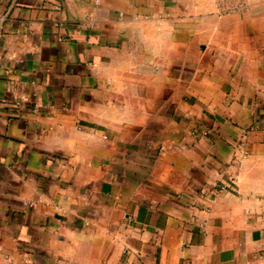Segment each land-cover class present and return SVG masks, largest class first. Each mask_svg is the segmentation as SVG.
Masks as SVG:
<instances>
[{"label": "crops", "instance_id": "obj_1", "mask_svg": "<svg viewBox=\"0 0 264 264\" xmlns=\"http://www.w3.org/2000/svg\"><path fill=\"white\" fill-rule=\"evenodd\" d=\"M0 264H264V0H0Z\"/></svg>", "mask_w": 264, "mask_h": 264}]
</instances>
